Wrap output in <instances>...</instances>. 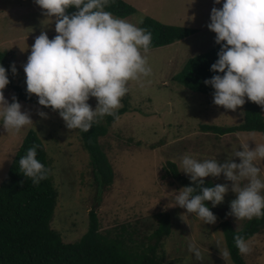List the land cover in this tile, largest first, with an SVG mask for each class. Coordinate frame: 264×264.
<instances>
[{"label":"rangeland","instance_id":"obj_1","mask_svg":"<svg viewBox=\"0 0 264 264\" xmlns=\"http://www.w3.org/2000/svg\"><path fill=\"white\" fill-rule=\"evenodd\" d=\"M124 1L137 12L121 19L137 27L142 28L144 20L150 17L166 25L194 29L196 33L171 46L147 53L141 50L152 71L147 77L128 82L129 91L121 99L119 109L128 106L130 110L113 124L107 136L100 138L114 171L113 184L103 190L102 201L97 202L93 167L79 132L69 130L58 112L23 101L20 102L22 111L30 114L33 124L19 132L7 131L0 124V186L28 133L34 130L54 160L52 176L61 196L52 228L60 231L67 243H75L87 233L93 210L98 215L103 235L128 223L157 224L156 216L169 214L172 234L164 243L166 264H234L231 256L224 261L220 255L225 247L228 249L224 229L220 226L222 217L237 231L248 219L239 220L229 215L230 203L236 199L231 182L225 180L223 174L204 178L214 184H228L230 190L224 198L227 204L223 202L225 205L214 207L216 223L203 224L195 214H188L175 204L174 196L181 188L168 174L167 166L175 163L181 173L188 176L180 166L185 154L200 161L217 159L223 163L233 159L239 163L235 152L243 150L241 144L248 143L250 149H254L256 143H264V134L257 132H237L221 138L201 129L203 125L224 128L241 125L247 98L241 108L231 111L216 106L212 96L195 93L174 80L191 58L218 45L215 33L207 25L212 8H221L222 3L214 4V0ZM140 20L143 22L139 23ZM55 24L56 18L46 16L34 0H0V52L7 53L5 69L16 85L26 87L23 66L35 38L45 32L52 39L57 35ZM13 64L17 69L15 74L11 71ZM4 96L11 103L14 90L6 86ZM88 103L94 110L96 99L90 98ZM40 111L47 113L48 118L42 119L38 115ZM257 163L264 177V161ZM192 242L199 248L202 259L197 260L194 253L189 252L188 245ZM249 242L252 251L241 254L245 263L264 264V236H256Z\"/></svg>","mask_w":264,"mask_h":264},{"label":"clouds","instance_id":"obj_2","mask_svg":"<svg viewBox=\"0 0 264 264\" xmlns=\"http://www.w3.org/2000/svg\"><path fill=\"white\" fill-rule=\"evenodd\" d=\"M34 2L46 16L56 18L57 35L49 39L41 32L35 38L23 66L27 94L35 95L43 108L58 112L69 130L88 132L105 116L118 119L116 110L129 91L128 82L147 77L152 71L141 51H149L151 32L104 10L108 0ZM221 3V8H212L207 25L220 45L218 59L210 68L217 74L204 84L214 89L216 106L236 111L247 98L264 108V0H214V4ZM70 6L78 9L71 16L65 14ZM11 71L17 72L15 64ZM9 83L7 70L0 65V124L7 131L19 132L33 121L28 112L22 111L17 97L13 96L11 103L5 98L4 89ZM90 98L97 101L94 110L88 103ZM38 115L48 118L43 111ZM240 147L243 150L235 152L239 163L233 159L223 163L217 159L200 161L185 154L180 166L195 187L181 188L174 196L175 204L195 214L203 224H215L217 218L206 202L216 207L224 202L230 189L228 184L205 187L204 178L223 174L236 194L229 215L239 220L264 216V177L257 163L264 161V143H256L254 149L248 143ZM37 148L33 145L19 160L23 176L31 178L33 184L46 179L48 173L36 158ZM234 241L240 254L252 251L243 236L234 235ZM188 250L197 260L202 259L194 242L189 243ZM220 255L224 261L230 258L226 247Z\"/></svg>","mask_w":264,"mask_h":264},{"label":"trees","instance_id":"obj_3","mask_svg":"<svg viewBox=\"0 0 264 264\" xmlns=\"http://www.w3.org/2000/svg\"><path fill=\"white\" fill-rule=\"evenodd\" d=\"M104 10L110 11L118 18H128L137 12L124 0H108ZM77 11V8L70 6L65 14L71 16ZM142 28L152 34L149 50L171 46L196 33L194 29L166 25L150 17L144 20ZM219 51L220 45H217L208 52L191 58L174 80L195 93L213 97L214 89L206 86L204 80L217 74L210 68L218 59ZM7 58V53L0 52V65L5 67ZM9 81L7 86L14 90L19 103L23 101L38 104V98L35 95L29 96L26 87L16 85L10 77ZM129 110L128 106L116 110L118 119L105 116L94 123L88 132L77 130L90 156L98 192L97 202L102 201L103 190L113 184L114 177L108 156L100 145V138L107 136L113 124ZM263 112L264 108L248 101L241 125L225 128L203 125L201 129L206 133L222 136L221 138L237 132L264 134ZM33 145H38L36 158L48 169L46 179L41 180L39 184H33L31 178L24 177L19 168L20 158L26 155ZM53 166L54 160L49 157L40 135L31 130L14 158L7 178L0 186V264H166L164 243L172 234V220L169 214L156 216L157 224L146 226L141 222L128 223L103 235L98 215L93 210L89 215L87 233L79 241L67 243L62 233L52 228L61 196L52 176ZM167 166L170 170L168 174L173 177L179 188L195 187L190 176H184L175 163H168ZM204 181L205 187L215 186L211 180ZM224 203L227 204V201ZM224 203L222 205H225ZM206 206L216 216L210 201L206 202ZM222 218L220 226L224 229L232 261L234 264H246L235 246L234 235L239 234L246 241L256 236H264V216L248 220L238 231L233 229L231 222Z\"/></svg>","mask_w":264,"mask_h":264},{"label":"crops","instance_id":"obj_4","mask_svg":"<svg viewBox=\"0 0 264 264\" xmlns=\"http://www.w3.org/2000/svg\"><path fill=\"white\" fill-rule=\"evenodd\" d=\"M24 11H25V10H24ZM24 11H23V12H24Z\"/></svg>","mask_w":264,"mask_h":264}]
</instances>
